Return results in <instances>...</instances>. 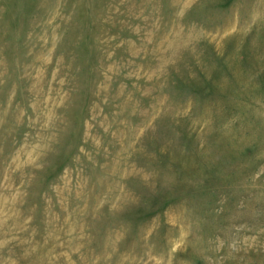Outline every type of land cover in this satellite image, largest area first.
<instances>
[{"label": "rangeland", "instance_id": "rangeland-1", "mask_svg": "<svg viewBox=\"0 0 264 264\" xmlns=\"http://www.w3.org/2000/svg\"><path fill=\"white\" fill-rule=\"evenodd\" d=\"M0 264H264V0H0Z\"/></svg>", "mask_w": 264, "mask_h": 264}]
</instances>
